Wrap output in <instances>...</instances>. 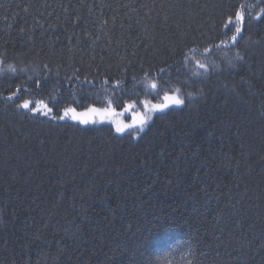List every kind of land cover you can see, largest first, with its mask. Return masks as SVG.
<instances>
[{
    "label": "trees",
    "instance_id": "1",
    "mask_svg": "<svg viewBox=\"0 0 264 264\" xmlns=\"http://www.w3.org/2000/svg\"><path fill=\"white\" fill-rule=\"evenodd\" d=\"M0 62V264H264V0H0Z\"/></svg>",
    "mask_w": 264,
    "mask_h": 264
},
{
    "label": "snow or ice",
    "instance_id": "2",
    "mask_svg": "<svg viewBox=\"0 0 264 264\" xmlns=\"http://www.w3.org/2000/svg\"><path fill=\"white\" fill-rule=\"evenodd\" d=\"M235 15H236L235 21H231V20L229 21L230 24L231 23L235 24V32H234L233 36L231 37V40H232L234 45L238 42V38H242L243 30H244V27H243L244 26V17L242 15V13L237 11ZM226 27H228V25H226ZM237 59H242V57H240L239 53H237ZM203 66L204 65H201V67H203ZM8 67L12 71H15V69L12 68L11 65H9ZM161 71H163V69H161ZM117 83H119V82H117ZM36 85H37V87H39L40 82L36 81ZM151 87L153 89H156L157 84L155 82H153L151 84ZM17 89L19 90V85L17 86ZM177 93H179V89H177L176 92L173 93L172 95H169L167 92H165L164 96L162 98V100H163L162 103L151 104L149 106V102H145V111H144L143 115L137 114V116L134 117L132 124H125V125L116 124L115 131L117 133H123L126 128H133V127H138L140 131H143L144 128L147 127L148 122L152 119V113L153 112H157V111L162 112L165 109H167L170 105L181 106L184 104V99L182 98V96L178 95ZM15 95H16V92H13L11 95H9L7 97V99L11 100L12 97ZM16 107L25 109L29 112L34 113V114L39 111L38 107L37 108H30L28 100H24L23 103L16 105ZM109 107H110V104H109ZM43 108L45 109V111L40 113L42 115H48L49 113L52 112V109L49 108L47 105H43ZM107 111H108V108L98 109V108L89 106L85 110V112L77 113L75 108L67 107L63 110V115L52 116L51 119L63 120L66 117H68L74 121H78L81 124H88L90 122H93V121H90V119H89L90 116L99 115L101 117V119H103L104 114ZM136 134L138 135V133H136Z\"/></svg>",
    "mask_w": 264,
    "mask_h": 264
},
{
    "label": "rangeland",
    "instance_id": "3",
    "mask_svg": "<svg viewBox=\"0 0 264 264\" xmlns=\"http://www.w3.org/2000/svg\"><path fill=\"white\" fill-rule=\"evenodd\" d=\"M0 67H1V62H0ZM172 94L173 93H171L169 95H172ZM145 102H149V106H150L151 104L162 103L163 100L161 99V100H159L157 102H154V101H151L149 99H142V100H140L138 102L127 103L126 105H124L120 109H115V108H113L111 106L110 107L109 106H107V107H95V106H92V107H95V108H98V109L108 108V111L104 114L103 119H101V117L99 115H96V116H90L89 117L90 121H93V122H90L88 124H81L78 121H74V120H72V119H70L68 117H66L65 119H63L61 121H72V122L79 123L81 125H90V126L108 125L114 130V132L116 134H120V135H122V134H131L133 137L137 138L147 127H145L143 131H140L138 127H133V128H126L123 133H117L115 131V126H116V124H121V125L132 124L133 123V119H134V117L137 116V114L143 115V113L145 111ZM43 105H46V104L44 102H40V101H29V107L30 108H37V107L39 108V111L36 114H40L41 112L45 111V109L43 108ZM181 106L170 105L167 109H165L162 112H159V111L153 112L152 113V119H153V117L155 115L161 114V113H163V112H165V111H167V110H169L171 108H179ZM86 109L76 110V111H77V113H82V112H85ZM63 110L58 115H55V114H53L51 112L47 116L52 117V116L63 115ZM40 115H42V114H40ZM152 119L148 122V125L152 121ZM57 120H59V119H57ZM136 133H138V135Z\"/></svg>",
    "mask_w": 264,
    "mask_h": 264
}]
</instances>
